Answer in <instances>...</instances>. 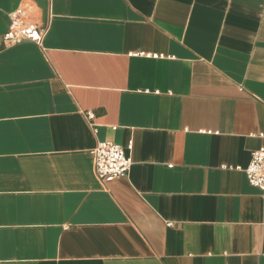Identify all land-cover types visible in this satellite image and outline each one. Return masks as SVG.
I'll return each mask as SVG.
<instances>
[{
	"label": "crops",
	"instance_id": "0c3cea01",
	"mask_svg": "<svg viewBox=\"0 0 264 264\" xmlns=\"http://www.w3.org/2000/svg\"><path fill=\"white\" fill-rule=\"evenodd\" d=\"M260 150L264 0H0V264H264Z\"/></svg>",
	"mask_w": 264,
	"mask_h": 264
},
{
	"label": "built area",
	"instance_id": "2783aa9c",
	"mask_svg": "<svg viewBox=\"0 0 264 264\" xmlns=\"http://www.w3.org/2000/svg\"><path fill=\"white\" fill-rule=\"evenodd\" d=\"M9 25L3 40L9 45H17L23 41L40 45L44 35L36 24L26 21L25 12L18 8L8 15ZM92 115H88L91 118ZM131 149V146L128 147ZM93 159L95 175L102 183H110L115 179L127 176L132 162L126 151L111 142H100L90 152ZM248 183L258 189L264 197V150L255 151L244 170Z\"/></svg>",
	"mask_w": 264,
	"mask_h": 264
}]
</instances>
